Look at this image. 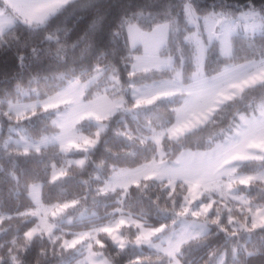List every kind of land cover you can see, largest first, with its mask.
<instances>
[{"label":"trees","instance_id":"trees-1","mask_svg":"<svg viewBox=\"0 0 264 264\" xmlns=\"http://www.w3.org/2000/svg\"><path fill=\"white\" fill-rule=\"evenodd\" d=\"M189 2L198 15L221 14L234 19L247 11L264 16V0H69L42 24H27L17 20L0 35V252L12 246L13 238L25 244V264H62L79 257L72 247H64L62 238H71L94 223L114 219L118 210L130 214L145 227L175 229L189 194L182 180L169 184L167 179L141 178L126 188L101 193L106 179L118 168H133L157 159H174L183 150H204L219 132L230 128L239 114L256 111L264 100V81L244 89L223 103L202 126L174 140L165 134L156 143L153 133L164 132L173 122L174 109L180 98H160L151 103L136 104L130 97L131 83L151 81L170 76L181 69L188 81L194 69L195 49L184 42L188 25L184 6ZM0 6L12 13L0 0ZM95 20L92 27L89 24ZM169 22V36L163 53L173 58V67L150 72L132 70L133 53L126 40V25L136 23L143 29ZM239 29V27H238ZM264 30V28H262ZM230 38L231 54H220L216 41L206 51L204 71L212 74L223 66L246 60L264 62V35L234 31ZM87 33V35H85ZM83 37V39H82ZM182 51H177V43ZM99 80L88 89L87 96L105 89L108 73L116 74L120 88L116 95L125 100V108L104 119L106 128L98 134L96 144L87 152L82 165L67 164L68 157H78L83 151L68 154L57 144L37 150H24L8 141L11 128L24 127L30 138L56 131L52 120L54 111L37 107L22 114L8 110V101L20 98H46L66 84L69 79L85 81L95 73ZM20 90L30 91L21 96ZM33 91V92H32ZM79 131L94 136L96 124L89 120L77 123ZM220 134V133H219ZM64 167V174L50 181L53 167ZM264 166V159L246 161L238 171L251 173ZM39 182L40 200L54 205L75 204L65 211V217L86 209L95 213L72 224L59 223L51 235L25 233L37 220L28 211L33 208L29 187ZM237 192L249 202L264 203V182L250 180L238 185ZM197 202L211 209L203 216L207 230L180 246L177 258L181 264H264V225L255 226L250 213L236 202L220 199L216 194H204ZM122 234L129 245L116 246L106 233H99L103 254L112 264H168L163 252L135 244L138 229L123 226ZM60 232V233H59Z\"/></svg>","mask_w":264,"mask_h":264},{"label":"rangeland","instance_id":"rangeland-1","mask_svg":"<svg viewBox=\"0 0 264 264\" xmlns=\"http://www.w3.org/2000/svg\"><path fill=\"white\" fill-rule=\"evenodd\" d=\"M7 1L13 11L10 15L1 12L0 9V35L17 20L27 24H42L69 0H17L19 5L15 4L14 0ZM14 7L17 8L18 14L14 13ZM184 14L191 27L185 37L193 44L195 54L197 52L199 54L204 79L192 78V74L197 70L194 55V69L188 81L183 79L181 69L175 68L170 76L131 83L128 87L129 95L136 104L151 103L160 98H180L174 109V120L171 125L164 132L151 135V139L156 143L164 134L176 140L202 126L223 103L244 89L264 81L263 61L246 60L223 66L215 73L206 74L204 62L207 48L216 41L220 54L230 55V38L238 24H235L234 18L230 16L198 15L189 2L184 6ZM12 17L15 22L13 20L11 24ZM238 17L245 19L243 14H239ZM169 28V22L156 24L151 29H143L136 23L126 25L128 47L137 50L132 54V70L150 72L173 67V58L169 63L171 56L163 53ZM100 74L97 72L85 81L69 79L64 86L46 98H20L14 102L8 101V110L15 114H22L38 106L53 110L52 122L57 128L56 131L44 133L38 138H30L24 127H13L10 129L13 135L8 141L15 142L24 150H37L49 144H57L64 154L80 150L84 154L68 157L67 164L82 165L87 152L96 144L98 134L106 128L104 119L125 108L124 97L116 95L120 88L119 79L112 72L107 75L109 84L105 88L110 90V94L102 90L87 96L88 89L99 80ZM29 93L31 92L20 90L21 96ZM82 120L96 124L94 136L79 131L77 123ZM219 133L204 150H183L171 160L162 159L161 151H158V158L146 164L133 168H118L101 187V193H107L118 188H126L141 178L167 179L169 184L176 180L184 181L189 187V194L184 203L183 213L178 218L177 228L163 231L162 226L145 227L132 215L123 214L118 210V215L114 219L94 223L71 238H62L64 247H72L80 255L62 264H112L101 248L95 249L93 245L102 244L97 237L99 233H106L120 248L129 245L121 231L126 225H133L138 229L135 241L137 246H147L165 253L170 258L168 264H181L177 258L181 244L207 230L203 216L211 209L212 201L207 204L197 203L204 194L209 196L216 194L220 199L238 203V206L250 213L255 226L264 225V203L249 202L244 194L237 192L238 185H246L250 180L264 182V166L251 173L237 170L246 161L264 159V102L258 104L256 111L248 115L239 114L235 124ZM63 174V166L53 167L50 181H56ZM40 188L39 182L32 183L29 187V197L34 206L28 213L34 216L37 222L26 232L27 238L40 234L51 235L56 228L62 232L64 228H60L59 223L72 224L75 220L81 221L95 213L83 209L74 216L65 217L66 209L75 202L43 204L40 200ZM217 264H222V257Z\"/></svg>","mask_w":264,"mask_h":264},{"label":"clouds","instance_id":"clouds-1","mask_svg":"<svg viewBox=\"0 0 264 264\" xmlns=\"http://www.w3.org/2000/svg\"><path fill=\"white\" fill-rule=\"evenodd\" d=\"M95 23V20H93L89 24V28L92 27V24ZM87 35V33H85ZM83 39V37H82ZM184 42L187 43L188 39L185 37ZM177 51H182V45L178 42L177 43ZM195 55L196 58V72L192 74V78L194 80H203L204 76L200 69V63H199V54L198 52ZM172 62V57H169V63ZM176 75H179V72L176 73ZM27 242V233H25V243ZM10 247H7L2 252H0V264H25L24 261V255L27 253L28 249L25 247V244L23 243H17L16 238L14 237L11 242Z\"/></svg>","mask_w":264,"mask_h":264},{"label":"crops","instance_id":"crops-1","mask_svg":"<svg viewBox=\"0 0 264 264\" xmlns=\"http://www.w3.org/2000/svg\"><path fill=\"white\" fill-rule=\"evenodd\" d=\"M5 2H6V4L8 5V1L7 0H5ZM14 3L16 4H18V2H17V0H14ZM19 5V4H18ZM9 6V5H8ZM10 7V6H9ZM0 9H1V12H3V13H8V14H10V15H12V13L11 12H9L8 10H5V8L4 7H1L0 6ZM10 9H11V11H13L12 10V8L10 7ZM14 13H16V14H18V12H17V8H15L14 7ZM256 12H253V11H247V12H244V13H242L243 15H247L248 17H251V16H253L254 14H255ZM261 16V21H259V22H257V23H255L254 25H249V24H244V25H238V27H239V29H238V27L236 26L235 27V31H237V30H241V31H243V32H245V33H258V31H260V30H263L262 28H264V16H262V15H260ZM246 18V17H245ZM15 19H16V17H15ZM39 19V18H38ZM13 20H14V18L12 17L11 18V24H12V22H13ZM235 21V20H234ZM14 22H15V20H14ZM236 24V23H235ZM12 26V25H11ZM246 27V28H245ZM9 28V27H8ZM6 30V29H5ZM4 30V31H5ZM235 33V32H234ZM262 102H264V100L263 101H261V102H259L258 104H260V103H262ZM258 104H257V106H258Z\"/></svg>","mask_w":264,"mask_h":264},{"label":"built area","instance_id":"built-area-1","mask_svg":"<svg viewBox=\"0 0 264 264\" xmlns=\"http://www.w3.org/2000/svg\"><path fill=\"white\" fill-rule=\"evenodd\" d=\"M245 17H246L245 19H242L241 17L236 18L235 23L238 25H244V24L254 25L255 23L261 21V16L258 13H255L251 17H248L247 15ZM257 34L264 35V30L258 31Z\"/></svg>","mask_w":264,"mask_h":264}]
</instances>
